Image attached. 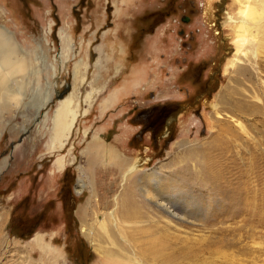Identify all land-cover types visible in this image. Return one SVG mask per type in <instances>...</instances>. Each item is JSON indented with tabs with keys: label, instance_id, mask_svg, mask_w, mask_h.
Returning <instances> with one entry per match:
<instances>
[{
	"label": "rangeland",
	"instance_id": "obj_1",
	"mask_svg": "<svg viewBox=\"0 0 264 264\" xmlns=\"http://www.w3.org/2000/svg\"><path fill=\"white\" fill-rule=\"evenodd\" d=\"M226 8L238 11L232 0H0L1 25L34 65L19 105L0 102V264H264V57L245 79L243 58L228 65L237 32ZM68 44L74 54L64 56ZM248 86L251 107L235 118L244 132L216 103ZM70 93L83 113L59 146L52 117ZM98 141L138 174L174 178L175 193L190 196L186 213L165 225L143 209L125 216L142 233L120 216L116 229L108 213L122 174L104 160L89 171ZM136 192L118 211L148 202ZM99 219L110 245L85 234ZM39 236L59 254L40 250Z\"/></svg>",
	"mask_w": 264,
	"mask_h": 264
},
{
	"label": "bare ground",
	"instance_id": "obj_2",
	"mask_svg": "<svg viewBox=\"0 0 264 264\" xmlns=\"http://www.w3.org/2000/svg\"><path fill=\"white\" fill-rule=\"evenodd\" d=\"M232 1H233V7H236L238 9L237 13H233V10H230L229 8H226L228 10L226 9L224 10H226L227 13L226 24L227 25L230 24L231 25L230 29L232 30L234 29L237 32L236 37L234 38V44L236 48L233 57L230 58L227 63L228 65L234 67L236 64L240 62V59L243 58L244 60L242 61L243 62L245 61V63L241 64L243 66H241L240 70L238 69L236 73L237 76L240 74V76H243L244 78L246 74H249L248 72L252 73L253 70L254 73L253 65L256 64L260 58L264 57L260 55L262 52H264V0H232ZM50 30H52V28H50L49 31ZM65 36L69 37V33L65 32L64 35H62V38ZM46 41L49 42V40ZM71 47L72 46L70 44H68L66 48L64 47L65 48V50H63L64 56L66 55L67 51H70V53L74 54V48ZM245 47L250 48V50L246 53L245 56H242L241 53L242 50L247 49ZM101 48L99 46L98 49L99 55H104L106 51L101 50ZM24 51L25 50L15 40L11 31L5 25H1L0 23V102H3L4 106L11 105V103L14 106H18L19 103L21 102V98L23 97L24 92L27 90L29 76H32V70L34 65L31 58L28 55H26ZM87 62L89 63L88 60ZM81 68L82 66L80 67L77 66V70H75V73H77L75 74L76 76L80 75V73L78 72ZM37 73H39L38 69H37ZM16 74H21V81L19 82L17 88L13 90L9 88V86L7 87L6 84H8L9 80ZM85 79L86 76L83 77V81ZM239 80L240 78L238 77L237 81L239 82ZM227 88L228 86L226 87V89ZM234 88L237 91L239 90L236 89V87ZM244 90L245 92L238 93L240 94V96L236 97L237 99H232V100H231L232 98L231 92L228 95H226V92L222 93L221 95L223 96L226 95L228 97L222 98L221 102L216 103V108H221V109L224 108L225 110L230 112L229 113L230 119L231 120L233 119L235 121V123L233 122L232 123L238 126L239 128H241L244 132H247V128L245 127V125L239 119H235V118H239L236 113H238L239 111L242 113L243 110L247 111L251 107L250 100L244 99L243 95H246L248 92L252 91L253 88L252 86L251 87L248 86L245 87ZM46 99L52 102L51 97L49 98L46 97ZM90 106L91 105L88 104L85 106L83 110L84 114L90 112ZM81 110L82 108L80 102L77 101L75 95L72 93L66 95L64 99L60 100V103L57 106L56 110L54 111L52 117L53 127H54V140L58 142L59 146H63L62 138L65 136H69L72 130H74L76 123L78 122L79 118L83 113L81 112ZM222 120L223 119H220L218 117V122H220L221 124H222ZM110 148L106 147L103 144H100V142L98 141L97 143H95L94 146L92 145V147L88 149V153L90 154V164H91L89 171L94 170V168L97 171L99 169V164H100L99 162H101L102 160H104L105 163H107V165H110L111 167H118L121 170L122 189L120 190V192L118 191V194L115 195L114 197L116 208L112 211H109L108 213L109 216L114 221L116 225V229H118L121 223H123L122 226L124 224L127 225V228H125L124 226L125 231L135 230L142 233L144 226H137L136 228L131 227V225L129 226V221L125 218V216L126 214L130 217L135 216L136 214L138 215L142 212L143 209H146L147 211L148 217L150 218L149 222L151 223L158 222L159 219L156 218L159 216L158 218H162V222L165 225L172 223L173 219L171 218H178V215L180 216L178 210L183 214L186 213L187 209L185 208V205L187 207L190 206L189 205L190 196L188 193L185 192H181L180 194L175 193L174 183H173L174 178L171 180L168 176L164 175L162 172H157L156 170L154 171L152 170L151 172H142L141 174H138L139 169L136 161L131 162L124 159L121 160L117 156V154L113 152ZM58 164L60 170H63L65 168L64 159H59ZM109 171L112 172V170ZM98 172H100V170L97 171V173ZM111 174L113 175V173ZM136 191H138L139 194H141L142 198L148 202H146L145 204L143 203L142 206H139L140 207L139 210L136 208L137 206L133 202L132 204H129L125 208L120 209L118 211L121 205V201H123V199L126 196H131L133 199L136 198L135 197V194L137 193ZM182 203L184 204V207L180 209L179 207L182 205ZM177 204L180 206L177 207ZM83 212H84V216L86 217L87 211L83 210ZM117 213L120 215H118ZM104 215L103 218L107 220L108 217L106 216L107 213H105ZM119 216L123 218V220L120 221L121 222L120 225H119ZM91 229L94 232V235L92 233L90 234L85 233V234L87 237L90 238L91 244L93 246L96 245L97 239L99 242H101V240L105 239L106 236L109 238V242L106 243V245L108 244L110 245L111 243L110 231H109L110 229L106 221L104 220L102 221L101 219H99V221L95 223L91 227ZM123 239L125 240L124 242L128 243L129 245L131 244V242L127 241V238L123 237ZM139 241H140L139 245L142 246L141 238ZM35 244L40 248V250L44 252H48L50 250L51 252H53V254L55 253V256L56 253L59 254V250L56 249L54 246L50 245V243L45 242L42 236H39L35 239ZM113 244L116 245L115 243ZM51 256L53 255L51 254ZM109 258L106 259V256H104L103 264H117L119 262V260L109 261ZM131 261L132 260H130V262ZM133 262L136 263L137 258H134ZM163 264H167V263H163Z\"/></svg>",
	"mask_w": 264,
	"mask_h": 264
}]
</instances>
